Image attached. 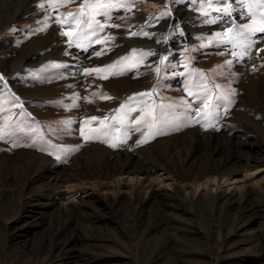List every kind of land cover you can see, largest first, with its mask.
Segmentation results:
<instances>
[{
	"label": "rangeland",
	"instance_id": "rangeland-1",
	"mask_svg": "<svg viewBox=\"0 0 264 264\" xmlns=\"http://www.w3.org/2000/svg\"><path fill=\"white\" fill-rule=\"evenodd\" d=\"M260 4L0 0V264H264Z\"/></svg>",
	"mask_w": 264,
	"mask_h": 264
},
{
	"label": "bare ground",
	"instance_id": "bare-ground-1",
	"mask_svg": "<svg viewBox=\"0 0 264 264\" xmlns=\"http://www.w3.org/2000/svg\"><path fill=\"white\" fill-rule=\"evenodd\" d=\"M71 7H69L68 9H70ZM72 9V8H71ZM70 9V10H71ZM142 10H144V9H142ZM141 10V11H142ZM140 11V12H141ZM65 13V12H64ZM139 14V13H138ZM147 14V13H146ZM145 14V15H146ZM150 15H151V13H150ZM141 16V15H140ZM144 16V15H143ZM157 25V24H156ZM2 32L0 33V36H2ZM162 42V41H161ZM232 43H233V45H238L240 48H246V47H248L251 43H252V38H242V39H238V40H234V41H232ZM152 44H154L157 48V50L158 49H160V48H165L161 43H158V42H153ZM163 46V47H162ZM156 50V51H157ZM159 51V50H158ZM251 52V51H250ZM252 54H253V56H254V54L256 55V53H255V51H253L252 50V52H251ZM156 55H157V53H155ZM257 54H258V52H257ZM252 56V55H251ZM253 59H254V57H253ZM25 60V59H24ZM20 66V65H19ZM254 79V78H253ZM260 97V96H259ZM246 141V140H245ZM242 142V141H241ZM35 175V174H34ZM219 177H222V178H224V179H227L228 178V176H224V175H219ZM231 177V176H230ZM235 177H237V178H239L238 176H235ZM234 177V178H235ZM138 178V177H137ZM218 177H215V179H217ZM220 179V178H219ZM233 179V178H232ZM131 180V179H130ZM136 180V179H135ZM221 180V179H220ZM231 180V179H230ZM158 181V180H157ZM208 180H206V181H204V182H200L199 184H201V183H203L204 185L206 184V183H208L207 182ZM154 182V181H153ZM217 182V181H216ZM229 182V181H228ZM231 183V182H230ZM3 184H1L0 185V198H2L4 195H6L7 193H8V191L10 190V186H8V185H6V186H2ZM200 187V186H199ZM202 188V187H201ZM199 189V188H198ZM197 189V190H198ZM232 202V201H231ZM25 203V202H24ZM27 203V202H26ZM43 204V203H42ZM28 205V204H27ZM244 207V206H243ZM248 208H252V207H248ZM27 210V209H26ZM244 211V210H243ZM22 228V227H21ZM188 235V234H187ZM221 246V245H220ZM63 256V255H62ZM62 258V257H61ZM193 258V257H192Z\"/></svg>",
	"mask_w": 264,
	"mask_h": 264
},
{
	"label": "snow or ice",
	"instance_id": "snow-or-ice-1",
	"mask_svg": "<svg viewBox=\"0 0 264 264\" xmlns=\"http://www.w3.org/2000/svg\"><path fill=\"white\" fill-rule=\"evenodd\" d=\"M139 2V0H131V3L132 4H135V3H138ZM260 6H262V7H264V0H261V4H260ZM41 7H44V5L42 4L41 5ZM249 7L251 8L252 7V5H249ZM153 18H155V17H153ZM208 23H215V21L214 20H210V21H207ZM249 28H250V30L253 32V33H255V32H260V33H264V22H262V25L259 27V28H252L251 26H249ZM66 35L68 34V33H65ZM132 35H137V33H131ZM144 35H147V33H144ZM245 38H247V37H245ZM97 55H100L101 53L100 52H97L96 53ZM93 71H100L99 69H94ZM0 79H2V78H0ZM141 95H144V94H141ZM92 119L93 120H95L96 118L95 117H92ZM68 123H70V122H68Z\"/></svg>",
	"mask_w": 264,
	"mask_h": 264
},
{
	"label": "crops",
	"instance_id": "crops-1",
	"mask_svg": "<svg viewBox=\"0 0 264 264\" xmlns=\"http://www.w3.org/2000/svg\"><path fill=\"white\" fill-rule=\"evenodd\" d=\"M114 26V25H113Z\"/></svg>",
	"mask_w": 264,
	"mask_h": 264
}]
</instances>
